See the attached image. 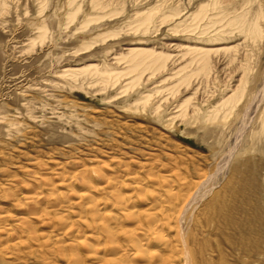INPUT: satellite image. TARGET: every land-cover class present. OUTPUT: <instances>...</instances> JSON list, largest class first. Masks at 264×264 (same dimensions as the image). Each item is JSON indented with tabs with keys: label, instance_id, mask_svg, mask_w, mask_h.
<instances>
[{
	"label": "rangeland",
	"instance_id": "obj_1",
	"mask_svg": "<svg viewBox=\"0 0 264 264\" xmlns=\"http://www.w3.org/2000/svg\"><path fill=\"white\" fill-rule=\"evenodd\" d=\"M204 175L184 225L193 264H264V0H0V233L25 242L8 254L0 235V264L130 261L83 207L125 219L115 202L151 208L134 184L161 194L167 176L183 197L181 178ZM67 190L91 199L46 221L27 199Z\"/></svg>",
	"mask_w": 264,
	"mask_h": 264
},
{
	"label": "bare ground",
	"instance_id": "obj_2",
	"mask_svg": "<svg viewBox=\"0 0 264 264\" xmlns=\"http://www.w3.org/2000/svg\"><path fill=\"white\" fill-rule=\"evenodd\" d=\"M83 172H85V170L82 171L81 175L79 174V178H82L83 181L88 179L87 177H91V179H92V175H94V173H95V175L99 174L96 171H90V172H87V173L85 172L86 174L83 175ZM111 175H112V173H111ZM75 176H76V174H75ZM75 176H73V177H75ZM205 176L206 175H204L201 179H199V181L193 180L194 182L186 180V179L183 180V178H181L182 182H180L181 180L179 179V182L182 183V184H180V183H178V184H180L182 187L184 186L186 189L189 190V192L183 197H181V194H176L175 193L176 191L175 192L173 191L172 182H170V181L165 179V178H167V176L166 177L163 176V178L161 177L162 178V182H160V183L166 184L165 187L167 186V189H165L163 192H161V194H160V192L157 193V191H158L157 189H156L157 191L154 190V189L151 190V192H149V190L147 191V189L149 187L147 189H145V187H147V186L144 183L141 184L140 182H138V183L134 184L135 186H134L133 190H136V192L138 191V192H141V193L146 190L145 193L147 194V196L150 195L148 197L150 198V201L152 203L151 204V208L148 207V209L143 210V211L141 209V211H140V210L137 209L138 206L137 207L135 206V202H126L125 205H124V203L120 204L121 201L120 202L118 201V203L115 202L119 206L117 208H119L120 211L123 210L122 212H124V214L126 216L125 219H121L120 217L110 215V213H106V215L108 214L109 216L108 215L105 216L104 215L105 213L96 214L97 211H95L94 205H92L93 203L90 206H87L88 204H86V206L83 207V213L84 214L86 212H91L92 214L94 213L97 216V218L95 219V216H93L94 218L93 217H90V218H91V220L93 218V220L95 219L97 221L98 220L99 221L102 220L103 217H105V219H107V217H108L109 222L107 221L108 222L107 224L102 223V226H100L101 224H99L98 228H100L101 231L103 232V234L105 235L104 241L107 240L108 244L110 245V249H112V248L114 249V250L112 249V252L113 251H117L116 255L119 257V260L122 259V258L129 257L130 253H129L128 256H127V253L128 252H132V250H133V253H131V255H130V261H127L126 259H123L124 260L123 262L118 260L119 262L116 261L117 262L116 263L113 260L114 264H138V262H142L143 264H174L176 261H178V260L180 261V259H184L185 260L184 264L185 263L193 264L195 259H196V257H195V254L192 253L193 251L191 252V250L188 248V244H187V242H186V240L184 238L185 237L184 236V233H185L184 232V225L190 219V217H189L190 213H191V211L193 209H195L194 207H195L196 203L202 197L207 195L209 193V191H210L209 190L210 188H209V185H208L210 180H209L208 176L207 177H205ZM70 177L71 176H69V179H70ZM110 177H108V180L105 183L106 184L105 186H103L101 188H96V191H98V193L99 192L103 193L104 190H105V192L108 191V190H111V191L114 190L113 192L114 193L116 192V187L118 188L117 184H119V181H115L116 178H117L116 176H115V179H113V177L112 178H110ZM66 178H68V177H66ZM65 179H63V180H65ZM75 179L77 180V178H75ZM157 179L155 178V179H152L150 181H156ZM72 180L74 181V178H72ZM159 181H160V179H159ZM185 181H189V182H185ZM61 183H64V182H61ZM147 183H150V182H147ZM181 186H180V189H181ZM174 187H176V186H174ZM182 190H183V188H182ZM153 191H156V192H153ZM184 193H186V192H184ZM39 195L36 194L35 197L27 198V199L30 200V201H38V200L44 201V204H45L44 205V207H45L44 209L45 210L44 211L42 210L43 214H41L42 215L41 218H42L43 221H46L47 219H49L50 212H48L46 210V209L49 208L48 205H55V206L63 208V206L65 204L67 205L70 201H72L71 197H73V196H74V198L78 197V199L79 200L81 199V201L90 200L91 199V196H90L89 193H84L83 191H78L77 192V191H74V190L73 191L67 190V193L66 194L64 193L63 196L60 197V198L50 197V196L41 197ZM134 197H137V196H134ZM138 198L140 199V197H138ZM147 198L144 199V202L148 201ZM81 201L78 203V205L81 203ZM91 202H93V201H91ZM217 202H215V203H217ZM75 204L77 205V203H75ZM148 205H149V202H148ZM70 208H71V206H70ZM49 210H52V208L49 209ZM81 213L82 212H80V214ZM82 216H83V214H82ZM82 216L78 217L79 218V223L88 224L87 220H89V219H87L86 216H85V218H83L84 216L83 217ZM142 217H144L145 219H144V221L141 222ZM5 219H7V218L5 217ZM65 220L67 221L68 218L65 219ZM76 221H77V219H76ZM97 221H96V223H97ZM125 221L126 222H134L135 226H133V227H135V228H133L132 230L130 229V232L126 231V229L124 227V223H126ZM63 223H65V222H63ZM100 223H101V221H100ZM21 224H22V222L17 224V225L21 226ZM10 227L4 228L3 231H1L0 235H5V236L7 235L8 238L11 237V242H10V239H9V242L7 241L8 243L5 242L6 243L5 249L6 250H4V251H5V253L7 251L8 254H13L20 247L25 245V242L23 241L22 236H16L17 234L16 235L14 234V236L11 235L12 230L10 229ZM91 227L93 228L94 225L92 224ZM21 228H23V227H21ZM166 230L169 231V232L171 231V233L172 232L175 233L176 236L173 237L171 235L172 237H168L167 235L164 234V232ZM96 231H97V228H96ZM20 233L18 235H21ZM24 233L27 234V237H28L27 240H29V238H30L29 235L30 234L34 236V233L33 234L31 232L28 233L27 230L24 231L23 234ZM119 233H123V234L126 233V237L125 238H127L126 242L128 243L126 246H119L118 245L117 247H115V244H116V239L115 238H116V236ZM8 238H7V240H8ZM23 238H24V236H23ZM97 242L98 241H96V243ZM108 244H105V246H103V245H100L99 243H97V245L94 246L93 249H92L94 251L93 253L97 254L99 252H105L107 250L106 245H108ZM122 244H123V242H122ZM40 245L42 246V244H40ZM66 245H68V244H66ZM62 248H64V247H62ZM129 248H131L130 251H129ZM124 256H126V257H124ZM110 261L112 263V260H110ZM125 261H127V262H125Z\"/></svg>",
	"mask_w": 264,
	"mask_h": 264
}]
</instances>
